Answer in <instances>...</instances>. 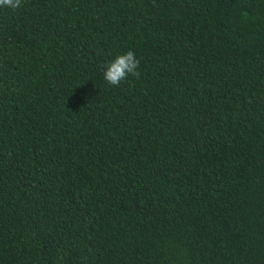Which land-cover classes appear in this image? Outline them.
I'll list each match as a JSON object with an SVG mask.
<instances>
[{"label": "trees", "instance_id": "trees-1", "mask_svg": "<svg viewBox=\"0 0 264 264\" xmlns=\"http://www.w3.org/2000/svg\"><path fill=\"white\" fill-rule=\"evenodd\" d=\"M0 264H264V0L0 7Z\"/></svg>", "mask_w": 264, "mask_h": 264}, {"label": "clouds", "instance_id": "clouds-1", "mask_svg": "<svg viewBox=\"0 0 264 264\" xmlns=\"http://www.w3.org/2000/svg\"><path fill=\"white\" fill-rule=\"evenodd\" d=\"M22 5V0H0V7L9 9H18ZM139 60L136 58L132 50H128L123 54H118L114 59L104 66L103 78L113 86H119L129 75L139 78L138 71Z\"/></svg>", "mask_w": 264, "mask_h": 264}]
</instances>
